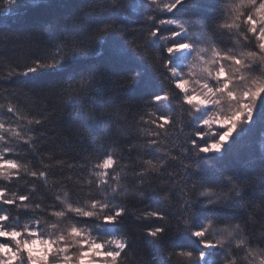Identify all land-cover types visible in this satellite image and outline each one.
Here are the masks:
<instances>
[{"label": "snow or ice", "instance_id": "6c2138e0", "mask_svg": "<svg viewBox=\"0 0 264 264\" xmlns=\"http://www.w3.org/2000/svg\"><path fill=\"white\" fill-rule=\"evenodd\" d=\"M129 8L143 10L138 28L129 31L115 20L96 25V39L119 37L108 65L90 59L91 32L61 34L7 60L8 71L0 75V89L12 100L0 103L10 114L7 127L0 121V180L6 182L0 184V264H122L141 238L156 250L152 264H177V258L181 264H264V156L252 172L217 167L240 137L257 125L264 129V0H114L102 11ZM190 23L207 39H193ZM113 76L118 79L107 107L131 121L137 133L112 141L120 156L93 141L73 149L78 164L55 161L61 170H88L86 182L76 181L88 185L83 202H69L68 191L36 202L35 182L48 186L50 165L41 159L43 168L29 170L17 157L21 142L33 156L43 155L37 145L46 142L41 138L51 114L27 119L16 101L46 98L57 80L70 95H90L98 77ZM133 94L141 104L121 112ZM177 110L185 120L177 119ZM25 119L26 125L19 123ZM108 122L105 114L96 120ZM178 123L177 139L170 133ZM125 157L132 163L131 187L121 182ZM25 175L33 178L32 186L14 190L15 183H29ZM65 179L72 176L55 183ZM93 185L102 197L92 196ZM256 188L258 199L249 196ZM225 207L236 212L220 217L217 209ZM130 224L138 235L128 230ZM192 238L194 246L185 242Z\"/></svg>", "mask_w": 264, "mask_h": 264}, {"label": "trees", "instance_id": "16d2710c", "mask_svg": "<svg viewBox=\"0 0 264 264\" xmlns=\"http://www.w3.org/2000/svg\"><path fill=\"white\" fill-rule=\"evenodd\" d=\"M112 5H114V0H99L98 6L92 4L91 0H15V3L11 5L8 0H0V59L4 60V63H0V75H6L8 59L22 58L27 51H35L61 34H80L82 37L86 32L93 33L90 38V59L98 66L108 65L112 61L113 49L119 37L107 39L106 42L96 39V36L99 35L96 25L101 21L115 20L118 22V27H126L131 31L139 27L143 11L138 8H129L126 11H102V8ZM189 16L192 21L197 19V15L193 14L191 10ZM73 20L76 23H72ZM43 79L49 81L47 77ZM116 79H118L116 76L111 79L98 77L90 95L80 93L70 95L65 91L66 84L64 88L59 87L64 81L57 80L52 90L47 92L46 98L40 100L29 95V97L20 96L16 101L27 119H31L33 115L51 114L52 123L48 126L47 135L41 138L46 142L43 145H37L43 155L40 157L33 156L28 146L21 142L17 157L21 163L28 165L29 170L43 168L41 159L50 165V168L47 169L51 173L48 186L45 187L41 182H35L34 200L36 202H50L51 193L63 195L65 191L69 193V202L73 204L78 200L83 202L88 185L85 183L83 187H80L76 181L79 179L86 182L89 178L88 170L79 167L72 170L65 167L61 170L55 165V161L64 160L65 163L78 164L80 158L77 156V151L73 149L88 147L93 141L97 147L101 143H105L114 148L115 154L120 156V146L112 141L116 140L117 136L120 140H127L129 132L137 133L138 129L131 127V121L125 122L123 115L117 117L113 114V110L107 107L114 95L115 85L113 81ZM16 86L15 82L10 83V87L16 88ZM77 95H79L78 100L75 98ZM0 103H12L11 98H8V93L3 89H0ZM123 103L128 107L121 106L119 110L126 113L128 110H137L141 101L133 94V98L127 99ZM101 114L109 116L110 122L97 125L96 120ZM9 115L0 110V121H4L6 127L8 126ZM176 117L179 121L186 119V116L178 110ZM118 119L119 124L116 123ZM19 123L26 125V119ZM11 126L17 128V123H12ZM181 127L182 124L178 123L170 135L177 139L180 138L182 135ZM105 129H109V131H105ZM17 130L20 129L17 128ZM262 131L264 129L257 125L251 132L240 137L229 155L224 161L219 162L217 167L225 168L229 172H252L256 169L260 158L264 156ZM133 143L138 145L139 141H133ZM133 160L139 161V156L135 152L133 153ZM124 164H127L128 167L120 173L121 182L129 183L132 181V174L129 171L132 163L125 157L121 161V167ZM66 175H71L72 180L67 181L65 179L63 183H55L62 180ZM25 180L29 181L27 185L21 181L11 185V187L14 190L26 191L32 186L33 178L30 175H25ZM4 183L6 182L0 180V184ZM65 184H67V188L64 186ZM129 186L131 187L130 183ZM253 193L258 199L260 190L258 188L251 190L249 196L251 197ZM91 194L97 198L104 195L94 185ZM234 212L236 209L232 207L217 209L220 217H226ZM128 230L138 235L131 224L128 226ZM194 239H186L185 242L194 246ZM136 244L135 253H129L126 258H122V264H152L156 250L146 244L143 238L138 239ZM177 264H181L180 258H177Z\"/></svg>", "mask_w": 264, "mask_h": 264}, {"label": "rangeland", "instance_id": "374dc122", "mask_svg": "<svg viewBox=\"0 0 264 264\" xmlns=\"http://www.w3.org/2000/svg\"><path fill=\"white\" fill-rule=\"evenodd\" d=\"M192 25H194V26H192ZM190 28H191V32H192V35H193V39L199 38V40H201V41H204V40L207 39L205 34L201 32L199 25H197L195 23L194 24L190 23ZM39 249H40V246L37 245L36 246V251H39Z\"/></svg>", "mask_w": 264, "mask_h": 264}]
</instances>
